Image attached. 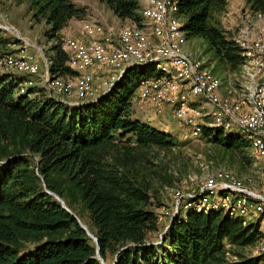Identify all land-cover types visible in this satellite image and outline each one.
Returning <instances> with one entry per match:
<instances>
[{
  "label": "trees",
  "instance_id": "trees-1",
  "mask_svg": "<svg viewBox=\"0 0 264 264\" xmlns=\"http://www.w3.org/2000/svg\"><path fill=\"white\" fill-rule=\"evenodd\" d=\"M100 1L119 19L140 23V0ZM248 2L264 15V0ZM225 3L179 0L178 12L185 18L186 37H202L221 61L239 70L244 61L241 48L226 29L210 22L212 12ZM36 4L49 25L47 35L54 39L50 75L77 76L60 30L70 19L84 17V6L74 0ZM11 39L0 32V46ZM146 66L127 68L109 91L79 104L58 100L41 80L21 94L18 85L25 78L0 72V264H264V251L244 252L262 235L258 223L244 224L221 209L183 212L180 207L160 228L152 200L154 177L139 165L137 151L175 143L167 130L133 116L129 109L139 81L155 72ZM201 136L243 156L250 148L244 135L210 125H203ZM12 137L26 151L17 146L6 150L9 146L2 142ZM37 170L46 187L60 196L62 190L48 178L52 172L64 174L74 185L96 242L42 187Z\"/></svg>",
  "mask_w": 264,
  "mask_h": 264
},
{
  "label": "rangeland",
  "instance_id": "rangeland-1",
  "mask_svg": "<svg viewBox=\"0 0 264 264\" xmlns=\"http://www.w3.org/2000/svg\"><path fill=\"white\" fill-rule=\"evenodd\" d=\"M36 1L37 0H0V32L12 38L11 42L4 46H0V72H3L5 68L4 60L6 56L12 54L16 55L21 49L28 53L33 60L36 56L38 58L37 64L39 65V70L33 75H24L26 73L20 71L19 68L11 69L10 72L25 78V80L18 85L19 92V89L23 87L28 80L32 82H34V80H41L42 86H44L51 95H54L56 98H61L60 100L62 101L70 104L93 101L95 100V97H92L93 95L89 98L91 100H84L85 96L78 95L77 91H81L79 86L80 79H86L92 82V92L95 93L98 89L97 93L102 95L109 91L110 87L123 77L124 73H121L120 77V72L125 66L122 68L119 64L114 67L111 66L98 70V72L86 68L79 58V52L82 46H85L88 42L85 31L86 28L92 26L94 23H101L117 34H120L122 30L124 31L128 28L130 30L139 28L147 32V34L143 32L144 37L152 38L150 29L145 25L146 21L142 13L140 23L136 24V22L131 19H119L109 6L100 0H74L78 5L84 6L87 14L84 17H74L70 19L65 29H71L76 25L79 29L82 28L81 36L74 37L71 36L72 34L70 35V33L65 32L66 34L60 33V40L62 47L65 48L70 55L69 64H71V67L78 72V74L77 76L68 75L66 77H57L59 80L72 83L71 90L60 93L53 86V81H45L47 74L45 64L50 65L49 63H51L50 57L52 55V50L50 49V44L54 42V39L50 38L46 33L49 25L46 23L43 14L40 13ZM145 3L146 1L144 0V4L141 5V8H143ZM82 19L90 20H84L89 22L83 21L84 23L80 28ZM178 19L180 22L185 21L182 14L178 16ZM210 22L226 29L231 39L238 35L241 28L249 29L248 34L253 41L264 37V15L254 11L248 0H226L222 9L212 12ZM82 32L86 36V42L83 43L80 42ZM185 35L183 31L178 37L181 52L188 57L190 56L191 61L199 63L200 68L211 71L213 75L220 78L222 82L219 93L221 104L225 106L224 109L226 110L224 113L214 117L210 123L218 124L220 122H226L227 120H236L247 111V103L243 99L248 94L247 91H250V88L252 89V77L248 75L253 74L252 72L254 71L246 72L243 71L241 67L239 70L230 68L215 55L214 51L209 47L208 42L202 37L195 36L188 38ZM44 72L45 78L42 80L41 78ZM100 74H103L105 79H103ZM259 77L258 74L255 80ZM135 90L132 93L134 96L129 99V109H131L133 116L148 121L150 125L159 130H167L175 143L169 147H151L139 149L137 151L139 165L143 169L145 168V170L149 171L154 177L152 200L154 203L153 207H155L156 211L160 214L161 229H163L168 221V216L171 213L173 215V213L178 212L180 207L183 212H186L187 210H195L197 206H201L202 200L199 199H202V195L199 196L201 193L200 190L204 189L205 193L207 188L220 180L222 173L229 172L234 177L240 179L244 187L248 188L250 191H254L255 193L262 192L261 188L264 185V151L257 152L254 148L253 140L249 139L250 148L244 151V155L246 156L240 155L233 149L225 148L212 140L209 141L201 136V133L195 134L194 123L203 126L210 120L209 117L204 118V120H195L192 125H185L181 123L184 122V118H179L177 116L175 119L172 108L167 110V106H163L160 107L162 110H158L160 108H157V104L140 100L137 95L134 94ZM184 94L183 101L186 106L191 108H208L199 95L190 94L188 91H184ZM199 99L200 103L193 105V107L188 103V100L196 101ZM202 110L206 112L204 109ZM164 111H167V117L163 115V113L165 114ZM232 127L228 129L227 132L247 137V134L243 130H240L237 126ZM241 131L243 133H241ZM11 140L10 142H2L3 145L9 146V148H5L6 150H12L13 147L17 146L21 150L26 151L16 138L12 137ZM36 172L41 180L42 187L46 189L45 178H43L40 171L37 170ZM48 178H50V181L57 188L62 190V196L58 194L60 198L79 220L87 226L88 231L92 233L88 226L91 224L87 217V209H85L80 196L81 194L78 193L74 185L68 181V178L64 174L61 175L52 172ZM207 183L213 184L206 186ZM208 190L209 189H207V193L204 194L205 196L208 195L207 198H210L208 209H222L220 208L222 202H220L218 198L222 197L221 195L223 193L221 194L219 191L216 192L214 189L210 190V192ZM179 193H183V199L179 201V203L174 204L175 198L178 197ZM192 202L195 203L189 204ZM256 202L258 201L253 200L254 204ZM261 207L259 211L256 207L252 206V209L244 218L245 222L253 221L258 223L260 229L263 231L261 237H259L257 241L246 246L244 249L245 254H261L260 252L264 247V241L262 240L264 237V204H262ZM156 234L158 235V232H155V236ZM90 237L92 238V236ZM229 254L232 258H237L236 255Z\"/></svg>",
  "mask_w": 264,
  "mask_h": 264
},
{
  "label": "bare ground",
  "instance_id": "bare-ground-1",
  "mask_svg": "<svg viewBox=\"0 0 264 264\" xmlns=\"http://www.w3.org/2000/svg\"><path fill=\"white\" fill-rule=\"evenodd\" d=\"M145 1L146 3L141 9V13L146 21L145 25L150 29L152 38L144 37L143 32L145 31L143 29L133 28V30H130L128 28L117 34L115 31L110 30L109 27L106 28L104 24L94 23L85 30L88 42L85 46H82L79 52L82 64L90 70H94L99 64V67H97L98 72V70L119 64L122 65V63L126 62L125 68L120 72V77L121 73H125V70L131 66L147 67L146 65H151L155 70L154 74L143 77L134 93L140 100L157 104L162 102V91L169 89L178 92L183 97L185 95L184 91L199 95L208 108L188 107L183 101V97H175L173 106L188 113L193 122L209 117L210 120L204 124L208 125V127L209 125L219 127L226 132L232 126H237V128L247 134V138L253 140L252 142L257 152L264 151V131L262 127L250 128L252 125H259L264 122V83L260 84L261 100L259 104L254 96L258 91V84L264 79V37L253 41L248 34V28H241L238 35L232 37V40L241 48V55L244 59L241 69L246 72L254 71L252 72L253 74L248 75L252 77V89L250 88V91H247L248 94L243 99L247 103V111L236 120L212 124L210 121L226 110L224 109L225 106L221 104L219 93L222 82L211 71L200 68L199 63L191 61L190 56L188 57L181 52L178 37L184 30L182 28L183 22L179 21L180 18L178 19V16L181 15L178 12L179 0ZM145 33L147 34V32ZM45 65L47 71L46 78L44 77L45 81H53V86L60 93L72 89L71 82H65L59 80L57 76H51L50 65ZM4 66V73H9L12 68H19L20 71L30 74H35L39 70V65L34 63L31 56L23 49L19 50L16 55L6 56ZM258 74L260 77L255 80ZM79 84L81 91H77L78 95L85 96L84 100H91L89 98L93 95L91 90L92 82L80 79ZM33 85L34 82L28 80L19 89L20 93H27L28 86ZM131 95L134 96L133 94ZM92 97L97 98L96 96ZM202 109L206 112H203ZM177 116L184 118V115ZM194 124L195 134H200L203 126L197 123ZM241 133L243 132L241 131ZM242 183L240 179L228 172L222 173L219 181H216L215 184L212 183L213 185L207 184L206 186H212L206 188L209 189V192L214 189L216 192L223 193L222 197L218 198L222 202L221 210L231 216L240 217L245 224L244 218L250 212L252 206L260 211L261 205L264 204L263 197L255 195H264V185L261 188V193H255L244 187ZM207 189L205 193H207ZM204 191V189L200 190L199 196L202 195V199H199L202 200L201 206H197L195 209L207 211L210 210L208 209L210 198H207L208 195H204ZM253 200L258 202L254 204ZM179 201H182V199ZM262 240L264 241V237ZM263 251L264 247L260 253H263Z\"/></svg>",
  "mask_w": 264,
  "mask_h": 264
},
{
  "label": "built area",
  "instance_id": "built-area-1",
  "mask_svg": "<svg viewBox=\"0 0 264 264\" xmlns=\"http://www.w3.org/2000/svg\"><path fill=\"white\" fill-rule=\"evenodd\" d=\"M155 55H157V54H155ZM37 60H38V58L36 56L34 58V63H37ZM125 63H122L121 67L124 66ZM97 67H99V64L97 65ZM97 67L93 71L97 72ZM100 75L103 77V74H100ZM44 77H45V72H44V75L42 76L41 79L43 80ZM103 79H105V78L103 77ZM261 83H264V79H262L260 81V83L258 84V91L254 94L255 98L257 99V103L258 104H259V102L261 100V88H260V84ZM156 90H158V88H156ZM97 92H98V89L96 90L95 93H93V96L99 97L100 93H97ZM175 97H183V96L180 95L178 92L171 91V89H169L167 91H162V102L157 103V108H160V107H163V106H168L169 108H172L173 114H174L173 116L175 117V119L177 118V115H184V122H181V123H183V124H193L192 118H191V116L188 113H185L184 111H182V110L178 109L177 107L173 106V99ZM57 99L60 100L61 98H57ZM160 109L162 110V108H160ZM263 121H264V119H263ZM259 127H262V129L264 131V122L260 123L259 125H252L250 128H254L255 129V128H259ZM207 184H209V183H207ZM211 195H213V194H211ZM255 195L257 197H263V202H264V195H262V194L261 195L255 194ZM181 199H183V193H179L178 194V197L175 198L174 203L179 202V200H181Z\"/></svg>",
  "mask_w": 264,
  "mask_h": 264
},
{
  "label": "crops",
  "instance_id": "crops-1",
  "mask_svg": "<svg viewBox=\"0 0 264 264\" xmlns=\"http://www.w3.org/2000/svg\"><path fill=\"white\" fill-rule=\"evenodd\" d=\"M142 4H144V0H140V5H142ZM91 19V18H90ZM90 19H82L81 20V24H80V28L82 27V24L84 23V22H89V21H84V20H90ZM93 20H97V19H93ZM125 20V19H124ZM84 21V22H83ZM123 22V21H122ZM66 28V26L64 27V28H62V30H60V33L62 34V33H70V35L71 36H74V37H76V36H81V30H82V28L81 29H79L76 25H74L72 28H74V29H65ZM65 33V34H66ZM81 41L80 42H86V36L83 34V32H82V38L80 39ZM200 97V96H199ZM188 103H189V105L190 106H192L193 107V105H196L197 103H200V99L199 100H196V101H194V100H192V101H190V100H188ZM166 109L167 110H169L170 108L167 106L166 107ZM165 112V114L163 113V115L164 116H166V114H167V111H164ZM162 115V116H163ZM167 117V116H166Z\"/></svg>",
  "mask_w": 264,
  "mask_h": 264
},
{
  "label": "water",
  "instance_id": "water-1",
  "mask_svg": "<svg viewBox=\"0 0 264 264\" xmlns=\"http://www.w3.org/2000/svg\"><path fill=\"white\" fill-rule=\"evenodd\" d=\"M46 191L49 192V193H51V194H53V195L55 196V198L60 202V204H61L62 207H64L66 210H68V211H70L71 213H73V211L70 210V209L66 206V204L64 203V201L60 198V196H59L58 194H56V193L50 191V190L47 189V188H46ZM73 215H74V217L76 218V220H77V222L79 223V225L83 226V228L87 231V233L89 234V236H92L93 240L96 242V237H95L92 233H90V232L88 231L87 226H85V224H84L83 222H81V221L79 220V218H78L74 213H73ZM174 215H175V213H173L172 216H174ZM172 216H171V218H172ZM96 253L98 254V246H97V249H96Z\"/></svg>",
  "mask_w": 264,
  "mask_h": 264
}]
</instances>
